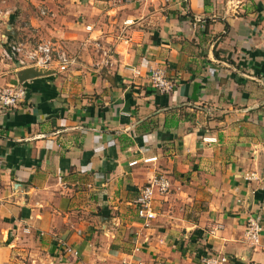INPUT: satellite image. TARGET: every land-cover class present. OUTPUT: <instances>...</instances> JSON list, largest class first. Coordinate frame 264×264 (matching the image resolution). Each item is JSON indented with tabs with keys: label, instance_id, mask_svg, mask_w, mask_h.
I'll use <instances>...</instances> for the list:
<instances>
[{
	"label": "crops",
	"instance_id": "1",
	"mask_svg": "<svg viewBox=\"0 0 264 264\" xmlns=\"http://www.w3.org/2000/svg\"><path fill=\"white\" fill-rule=\"evenodd\" d=\"M0 32L77 58L0 113V264H264V0H0Z\"/></svg>",
	"mask_w": 264,
	"mask_h": 264
},
{
	"label": "built area",
	"instance_id": "2",
	"mask_svg": "<svg viewBox=\"0 0 264 264\" xmlns=\"http://www.w3.org/2000/svg\"><path fill=\"white\" fill-rule=\"evenodd\" d=\"M40 14L46 15L47 10L40 9ZM0 50L3 56L8 60H13L19 64L26 66L43 67L47 69L65 72L73 67L77 58L70 55L57 42L51 39L40 40L33 44L25 43V41L15 38H8L5 33L0 32ZM55 70V71H56ZM150 82L153 88L160 92H170L173 84L166 79L164 72L160 68H150ZM26 96V87L24 82L20 85L6 84L0 87V113H7L14 110L24 100ZM132 161L130 164H134ZM169 181L165 176H154L144 186L141 187L139 194L135 200L137 215L142 218L145 223L155 217L152 208V201L155 192L164 194L169 189ZM261 220L259 217L250 216L247 218L245 235L252 243L258 241L261 232ZM68 251H70L68 249ZM227 258L221 255L208 254L201 258L203 264H218L226 261ZM122 264H134L132 262L123 261Z\"/></svg>",
	"mask_w": 264,
	"mask_h": 264
},
{
	"label": "water",
	"instance_id": "3",
	"mask_svg": "<svg viewBox=\"0 0 264 264\" xmlns=\"http://www.w3.org/2000/svg\"><path fill=\"white\" fill-rule=\"evenodd\" d=\"M10 28V27H9ZM11 30V29H10ZM10 32V31H9ZM14 31L11 30V33ZM15 34V33H13ZM19 69L16 72L17 84L20 85L24 81L41 75L55 73V70L47 69L43 67H36V66H26L24 64H19Z\"/></svg>",
	"mask_w": 264,
	"mask_h": 264
}]
</instances>
